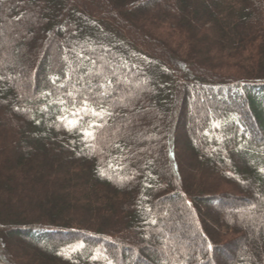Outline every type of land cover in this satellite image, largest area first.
<instances>
[{
    "label": "trees",
    "instance_id": "16d2710c",
    "mask_svg": "<svg viewBox=\"0 0 264 264\" xmlns=\"http://www.w3.org/2000/svg\"><path fill=\"white\" fill-rule=\"evenodd\" d=\"M0 31V243L35 240L0 264H264V0H0Z\"/></svg>",
    "mask_w": 264,
    "mask_h": 264
},
{
    "label": "rangeland",
    "instance_id": "374dc122",
    "mask_svg": "<svg viewBox=\"0 0 264 264\" xmlns=\"http://www.w3.org/2000/svg\"><path fill=\"white\" fill-rule=\"evenodd\" d=\"M8 26H11V25L8 23ZM30 36L33 37V34L30 35ZM11 37L14 38L12 35L6 34V32L4 33L2 31H0V48L3 47V46H5L9 42ZM26 43H27V41L22 45V47L20 48V50L17 52V56H16L17 59L14 61V65L16 67L17 66L18 67H21L24 64H26V62H27V58H26V45L27 44ZM224 72H226V71H224ZM9 76H12V74L10 73ZM138 85L139 84H137V83L132 85L133 86L132 87L133 91H137V89L139 88ZM130 111H131V109L129 108L128 112H130ZM187 116H189L188 113H187ZM180 151L182 153H184V151H182V150H180ZM180 166H181V169L182 170L186 169V165L184 163L181 162L180 163ZM221 190L223 192H229V190H231V189H228L227 187H222ZM223 192H221L222 195H224ZM223 197H225V196H223ZM169 200H170L169 198L166 199V201H169ZM224 202H226V199H222L221 202H220L221 204L219 206L217 205V206H214V208H209V211L211 212L210 213V216H211L212 222H213V219H214V217H212V213L213 212L214 213H218V212L221 213V212L225 211L227 213L228 211H230L231 208L232 209L238 208L240 206H243L245 204H248L250 201H247V200H243V201L237 200L235 202L234 201H230L228 203H224ZM207 204H210V203L207 202ZM212 222H208V225L209 226H214L215 224H214V222L213 223ZM186 231L188 232V234L190 235V237L193 239V242L195 241L196 242L195 244L197 246L201 247V249H202L201 242L198 239V235L196 234V232H194V230L191 227L186 228ZM6 236H7L6 246H3L2 243H0V244H1L2 247L5 248V251L10 252L11 254H15V257L17 258L18 261L19 260H22V258H20L21 253L19 251L20 250H23L25 247H28V245L26 243L33 244V242H35L34 239H30L29 237H26L25 238L24 236H22L20 234L19 235L9 234V235H6ZM220 248L221 247L219 246L218 249H220ZM221 249H222V251L220 250L221 252H219L218 250H216L215 253H213V254L215 256H218V258L220 257L221 258V259L219 258L220 261H228L229 256H227V255L229 253L226 252L228 249H225V248H221ZM223 263L221 262V264H223Z\"/></svg>",
    "mask_w": 264,
    "mask_h": 264
},
{
    "label": "snow or ice",
    "instance_id": "6c2138e0",
    "mask_svg": "<svg viewBox=\"0 0 264 264\" xmlns=\"http://www.w3.org/2000/svg\"><path fill=\"white\" fill-rule=\"evenodd\" d=\"M63 101H61L62 103ZM87 99H85L84 101V107L81 109V111H85V112H91V114L95 117H99L101 120H103V118L105 116H111L112 113L109 112L107 109L100 107V110L97 111L95 109H89L87 107ZM73 119L69 120L67 117H63V121L66 122V125L70 127V130L72 128H77L78 126H80L81 124V118H80V112H74L73 114ZM104 125L103 124H96L95 122L89 123L88 126L86 128L83 129V133L84 136L88 139H95L96 137V129L97 128H102ZM261 173H264V168L260 169ZM154 222V221H153ZM78 247H83V245H79ZM76 249L74 248L73 251H75ZM93 259H98V257H93ZM108 264H111V261L108 262Z\"/></svg>",
    "mask_w": 264,
    "mask_h": 264
}]
</instances>
